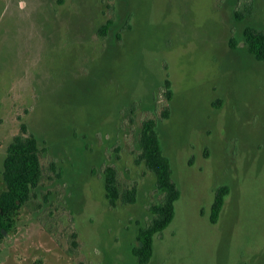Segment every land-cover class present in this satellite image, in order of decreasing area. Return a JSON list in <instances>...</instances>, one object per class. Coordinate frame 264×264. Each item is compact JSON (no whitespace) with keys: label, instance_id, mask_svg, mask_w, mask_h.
<instances>
[{"label":"rangeland","instance_id":"obj_1","mask_svg":"<svg viewBox=\"0 0 264 264\" xmlns=\"http://www.w3.org/2000/svg\"><path fill=\"white\" fill-rule=\"evenodd\" d=\"M248 25L264 31V0H0V194L22 124L42 166L0 264H140L138 231L162 200L140 160L148 119L181 193L148 264H264V62ZM107 166L135 203L110 206Z\"/></svg>","mask_w":264,"mask_h":264},{"label":"trees","instance_id":"obj_2","mask_svg":"<svg viewBox=\"0 0 264 264\" xmlns=\"http://www.w3.org/2000/svg\"><path fill=\"white\" fill-rule=\"evenodd\" d=\"M236 18L241 21L244 17L237 12ZM109 24L100 29L102 35L106 34ZM243 40L249 54L256 60L264 62V31L248 25L243 30ZM234 41L235 39L232 38V47L236 46ZM165 86L166 98L171 100L173 92L168 79L165 81ZM168 115L169 111L166 109L163 116ZM139 144L140 160L155 175L156 187L162 195V200L150 207L152 220L149 224L141 226L137 235V244L132 250L138 263L148 264L154 253L155 236L172 223L175 217V205L181 193L173 178L170 159L164 154L156 120L148 119L143 122ZM41 175L38 139L34 133L29 132L26 124H22L20 133L14 136L9 144L4 160L3 178L6 189L0 194V239L15 228L17 216L39 186ZM104 175L106 198L110 206L115 207L119 200L124 203L136 202L137 193L134 188L121 191L117 170L114 167L107 166ZM229 192L228 185H221L216 189L211 206L212 223L218 221Z\"/></svg>","mask_w":264,"mask_h":264}]
</instances>
